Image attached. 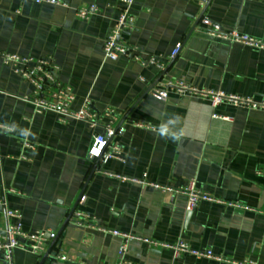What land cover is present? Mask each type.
Returning a JSON list of instances; mask_svg holds the SVG:
<instances>
[{
  "label": "crops",
  "instance_id": "1",
  "mask_svg": "<svg viewBox=\"0 0 264 264\" xmlns=\"http://www.w3.org/2000/svg\"><path fill=\"white\" fill-rule=\"evenodd\" d=\"M60 1L66 7L0 0V52L50 59L73 110L88 100L90 113L113 111L120 158L102 168L91 160L104 122L90 129L36 112L24 99L33 85L0 59V236L16 221L10 211L25 233L57 235L45 259L19 248L8 259L0 249V264H264V110L211 106L169 87L263 103L264 48L225 36L264 45V0H135L129 45L159 59L181 44L163 71L104 59L118 0ZM90 5L98 12L77 17ZM191 182L212 200L186 212L179 191ZM78 213L90 219L76 221ZM178 244L212 257L174 258Z\"/></svg>",
  "mask_w": 264,
  "mask_h": 264
},
{
  "label": "built area",
  "instance_id": "2",
  "mask_svg": "<svg viewBox=\"0 0 264 264\" xmlns=\"http://www.w3.org/2000/svg\"><path fill=\"white\" fill-rule=\"evenodd\" d=\"M35 4H48L51 6H61L66 7V4L60 0H29ZM120 14L115 20L112 30L104 41L103 53L105 60L114 61L119 57H127L135 62H138L141 66L153 65L158 67L163 71L167 65H169L173 59L178 55L181 49V44L176 45V48L171 52L167 58H156L153 56L144 57L138 50V48L129 45L125 39V36L134 30L133 27V17L130 14V7L134 4L135 0H118ZM98 12V9L90 5L87 8H81L76 11L77 17L82 20H88L90 16ZM203 25H207L205 19L201 20ZM218 28L214 27L211 33H218ZM219 34V33H218ZM235 42L240 44H246L253 47L264 48L263 44L250 39L249 37L242 36L239 37L236 34H231L229 36ZM0 59L3 65H8L13 69V71L33 85V92L30 97L24 98L27 102L33 105L36 112L41 111L50 112L56 116H59L60 121H82L88 125L90 129L101 125L104 122L103 131L104 134H97L93 138V142L89 150V158L91 160H96L101 168L104 164L111 158H120V152L112 144L113 138L122 132L120 127H115L117 122V116L113 111L107 110L103 115L90 113V102L86 100L82 106L78 109L73 110L72 105L75 102V98L72 95V90L66 84H63L58 80L57 73L58 67L52 63L48 58L39 59L33 61L30 58H20L15 55L3 54L0 52ZM179 92H191L193 94H199L209 98L211 106H216L219 103L227 102L233 105H239L243 107H248L254 110H264V102L256 104L250 99H240L234 96H224L221 93H205L196 92L188 87L184 86L181 82L177 84H169ZM150 93L156 97H166L165 91L156 89L152 87ZM105 119H108L105 124ZM142 127V126H139ZM187 197L185 211L191 212L195 209L200 201H211L212 198L206 194L200 192L195 188V183L191 182L187 188L180 190ZM79 200H83L80 197ZM5 216L8 219H14L15 222L7 224L2 232V237L0 236V249L6 253V258H10V252L14 248H19L22 250L29 251L39 257L45 256L48 250L51 249V244L57 239V235L54 233L47 232H34L25 233L22 230L19 214L15 211L6 212ZM72 217L78 221L79 219L89 217L82 216L80 213L72 214ZM174 258L178 257L182 253H190L194 256H204L207 258L212 257L211 252H195L187 248L184 244H178L173 247ZM123 253L124 247L120 248ZM60 261L66 260L64 256L59 258Z\"/></svg>",
  "mask_w": 264,
  "mask_h": 264
},
{
  "label": "water",
  "instance_id": "3",
  "mask_svg": "<svg viewBox=\"0 0 264 264\" xmlns=\"http://www.w3.org/2000/svg\"><path fill=\"white\" fill-rule=\"evenodd\" d=\"M45 257H47V253H46L45 256H44V259H45Z\"/></svg>",
  "mask_w": 264,
  "mask_h": 264
}]
</instances>
